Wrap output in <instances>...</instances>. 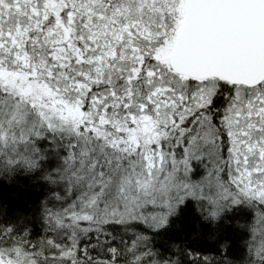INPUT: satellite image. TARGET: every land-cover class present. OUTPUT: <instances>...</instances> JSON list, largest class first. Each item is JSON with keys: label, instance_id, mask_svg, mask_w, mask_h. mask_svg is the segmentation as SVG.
I'll use <instances>...</instances> for the list:
<instances>
[{"label": "snow or ice", "instance_id": "6c2138e0", "mask_svg": "<svg viewBox=\"0 0 264 264\" xmlns=\"http://www.w3.org/2000/svg\"><path fill=\"white\" fill-rule=\"evenodd\" d=\"M16 175L0 264H264V0H0Z\"/></svg>", "mask_w": 264, "mask_h": 264}, {"label": "trees", "instance_id": "16d2710c", "mask_svg": "<svg viewBox=\"0 0 264 264\" xmlns=\"http://www.w3.org/2000/svg\"><path fill=\"white\" fill-rule=\"evenodd\" d=\"M49 163L52 164L54 161ZM29 180V177L23 175H16L11 181L0 177V205H7L9 213L18 207L30 211L29 203L39 198L43 191V184L37 192L35 185H31Z\"/></svg>", "mask_w": 264, "mask_h": 264}]
</instances>
